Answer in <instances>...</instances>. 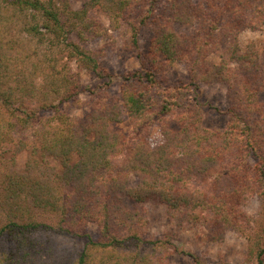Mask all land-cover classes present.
Here are the masks:
<instances>
[{"label": "trees", "instance_id": "1", "mask_svg": "<svg viewBox=\"0 0 264 264\" xmlns=\"http://www.w3.org/2000/svg\"><path fill=\"white\" fill-rule=\"evenodd\" d=\"M94 8L116 28L126 22L134 48L143 28L153 31L140 67L123 77L121 97L106 93L110 73L85 45L110 30L91 18ZM10 13L50 51L37 63L22 48L0 52V264L53 253V234L87 239L75 259L57 264H167L170 248L178 249L171 240L147 237L143 205L152 199L172 220L204 227L213 242L239 234L264 264L263 233L245 209L253 197L264 201V65L253 43L245 51L239 43L240 32L264 25V0H90L80 10L70 0H0V21ZM177 25L195 30L179 32ZM222 31L229 43L215 62ZM72 62L109 78L90 91L98 100L83 117L63 107L82 92ZM174 63L186 66L189 84L170 81ZM201 83L228 87L222 132L202 125L191 97ZM127 118L132 137L112 128ZM155 127L163 142L152 146ZM25 151L26 167L18 171ZM91 223L98 239L88 233Z\"/></svg>", "mask_w": 264, "mask_h": 264}, {"label": "rangeland", "instance_id": "2", "mask_svg": "<svg viewBox=\"0 0 264 264\" xmlns=\"http://www.w3.org/2000/svg\"><path fill=\"white\" fill-rule=\"evenodd\" d=\"M90 0H70L74 10L83 8L86 2ZM201 2L202 0H195ZM6 14V18L0 21V52L11 55L10 46L25 49L31 54L32 62H40L45 59L44 54L49 50L46 44H40L36 38L29 37L23 30V24L19 19ZM91 18L99 21L103 26L109 28V34L105 38L90 40L86 42V47L91 50L101 65L110 73L112 86L106 93L112 97H121V85L126 73L135 71L140 67L139 54H145L149 51L150 42L153 38L151 27H145L141 30L139 36V46H132L131 27L122 22L119 28L117 23H112L109 15L98 8H94L90 14ZM179 32H193L187 26L177 25ZM221 45L219 52L213 54L211 59L215 62L220 61L219 54L223 53L229 43V37L225 32H221ZM239 43L242 51H245L250 44H254L259 53L262 64L264 65V25L255 28H248L239 33ZM59 59L63 63H68V58L59 54ZM50 56H48L49 58ZM48 60V59H47ZM45 59V61H47ZM71 70L81 83L82 92L78 101L70 104H64V108L70 114L76 117H83L91 110L92 104L98 100L94 98L90 91H100L105 82L109 79H101L85 68H82L76 62L71 63ZM167 74L170 81L174 84L190 83V76L185 65L174 63ZM101 87V88H100ZM228 87L223 84L201 83L197 90L191 93L192 99L197 97L202 110V125L205 129L215 132H222L226 129L229 117L226 111L228 103ZM264 102V96L262 97ZM168 119H174L168 117ZM174 124V122H172ZM114 130L125 133L127 137L134 134L133 126L127 118L123 123L112 126ZM174 129L177 126L174 124ZM152 146L163 142V135L160 128H154L149 138ZM28 152H22L18 156L16 169L23 171L28 161ZM137 185V178L132 177L130 186ZM125 206L133 208L130 200H125ZM148 213V233L147 237L154 240H171L174 248L172 258L167 264H194L192 254L199 256L207 264H257L256 260L250 255V243L244 237L235 232H229L226 237L218 242L208 239L206 230L202 226H194L189 223H178L172 220L167 212V207L159 201L152 199L143 205ZM247 213L253 217L255 227L264 236V201L259 197H253L246 205ZM88 233L94 239L99 238V231L96 224L91 223L88 227ZM52 246L55 251L47 255L28 257L24 264H57L60 259H75L85 247L87 239H71L59 235H50Z\"/></svg>", "mask_w": 264, "mask_h": 264}]
</instances>
